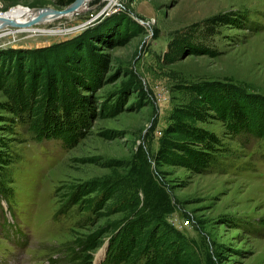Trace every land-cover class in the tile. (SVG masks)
<instances>
[{"label": "rangeland", "instance_id": "1", "mask_svg": "<svg viewBox=\"0 0 264 264\" xmlns=\"http://www.w3.org/2000/svg\"><path fill=\"white\" fill-rule=\"evenodd\" d=\"M6 29L0 264H264V0H87Z\"/></svg>", "mask_w": 264, "mask_h": 264}, {"label": "water", "instance_id": "2", "mask_svg": "<svg viewBox=\"0 0 264 264\" xmlns=\"http://www.w3.org/2000/svg\"><path fill=\"white\" fill-rule=\"evenodd\" d=\"M86 0H74L71 4L68 6L62 8V9H41L38 11L37 15L32 17L30 20L24 23H18L12 19L0 16V26H6V27H14V28H22V27H30L36 23H38L40 20H42L44 17L48 15H53L56 17H63L69 14H72L76 12L79 8L85 4ZM36 11V10H33Z\"/></svg>", "mask_w": 264, "mask_h": 264}, {"label": "bare ground", "instance_id": "3", "mask_svg": "<svg viewBox=\"0 0 264 264\" xmlns=\"http://www.w3.org/2000/svg\"><path fill=\"white\" fill-rule=\"evenodd\" d=\"M87 2V0L85 1ZM84 5V4H83ZM80 9V8H79ZM39 10L33 11V10H28L22 7H16L14 9H11L10 11L4 13H0V16L12 19L18 23H24L27 22L28 20H30L32 17H34L35 15H37ZM60 17H56L53 15H48L46 17H44L42 20H40L38 23L36 24H40V23H47V22H52L56 19H59ZM19 31H29L30 27H22V28H18ZM6 29V26H0V32H3Z\"/></svg>", "mask_w": 264, "mask_h": 264}, {"label": "trees", "instance_id": "4", "mask_svg": "<svg viewBox=\"0 0 264 264\" xmlns=\"http://www.w3.org/2000/svg\"><path fill=\"white\" fill-rule=\"evenodd\" d=\"M74 0H56V5H58V6H61V7H66V6H68L69 4H71L72 2H73ZM138 227H137V224L136 223H133V224H131L129 227H126V229H125V234L126 233H128L129 235H131V236H135V235H137V233L135 232V230L137 229ZM131 231H130V230ZM123 240L124 239H120V242H122L123 243ZM122 247H124V250H126V249H128V246L125 244L124 246L122 245ZM109 255H111V251L109 252V253H107V257L109 258ZM113 256H111L112 257V259H111V263H112V260H113V263L114 264H120L121 263V261H116V256H114L115 254L113 253L112 254ZM110 262H109V264H111Z\"/></svg>", "mask_w": 264, "mask_h": 264}]
</instances>
